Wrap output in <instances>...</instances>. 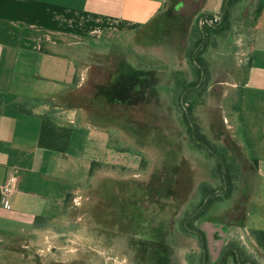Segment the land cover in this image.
<instances>
[{"label":"rangeland","instance_id":"rangeland-1","mask_svg":"<svg viewBox=\"0 0 264 264\" xmlns=\"http://www.w3.org/2000/svg\"><path fill=\"white\" fill-rule=\"evenodd\" d=\"M263 3L232 0L225 25L208 29L198 54L205 81L186 98L198 133L225 157L233 183L189 222L205 237L207 264H217L229 246L238 247L243 260L264 264L253 235L264 229V180L255 163L264 135L259 119L240 107ZM186 6L183 22L164 15L128 33L104 31L71 49L75 72L65 108L84 109L94 120L89 151L94 147L108 161L64 202L59 217L35 223L37 229L0 216V264L202 263L201 237L186 221L225 182L219 159L192 140L184 118L185 85L201 78L192 54L204 14L193 16L201 0ZM222 13L221 6L210 15L218 22ZM99 137H108V146ZM222 264H237L235 256L230 252Z\"/></svg>","mask_w":264,"mask_h":264},{"label":"crops","instance_id":"crops-1","mask_svg":"<svg viewBox=\"0 0 264 264\" xmlns=\"http://www.w3.org/2000/svg\"><path fill=\"white\" fill-rule=\"evenodd\" d=\"M188 2L0 0V216L33 223L37 229L36 217L49 222L62 214L66 196L90 179L92 161H108L94 147L89 151L94 120L84 109L65 108L75 72L71 49L104 31L128 33L164 15L183 22ZM222 3L201 0L193 16L211 18ZM250 52L240 107L259 119L264 135V7ZM99 142L108 146V137H99ZM255 159L258 177L264 180V151ZM12 173L17 186L14 207L9 208L2 186Z\"/></svg>","mask_w":264,"mask_h":264},{"label":"water","instance_id":"water-1","mask_svg":"<svg viewBox=\"0 0 264 264\" xmlns=\"http://www.w3.org/2000/svg\"><path fill=\"white\" fill-rule=\"evenodd\" d=\"M231 1L232 0H225L224 9H223V13H222L221 19L217 23H216V20H215L214 17H211L210 18L208 15H203L202 16V19H201V30H202V33H203V40L197 46V48L194 50V52L192 54V58H193L194 62L201 69L200 82L196 86H191V87H188L187 89H185V91L183 92V94L181 96V104H182V106H183V108L185 110V113H186V116L188 118V121L190 122V125L192 127V135H193V138L198 143H200L202 145H205L210 152H212L214 155L217 156V158L219 159V161L222 164V174H223V178H224V182H225L224 189L219 190V191H215V192L209 194L205 198V200L202 203V205L197 209V211L194 214H192L188 218V220L186 221V227H187V229L190 230V231H192V232L197 233L201 237L202 245H203V252H204L203 264H207V259H208V251H207V247H206V243H205V237H204L203 233L199 229L190 227L189 226V222L192 221L194 218H196L205 209V207L207 206L208 202L212 198H214L216 196H222V195H224V194L227 193V191L229 189V180H228V177H227V174H226V161H225L224 157L222 155H220L214 149V147L212 145H210L207 141H205V140H203V139H201L199 137L198 130H197V125H196V122L194 120V117H193L192 111L190 109V106L187 103L186 98H187V95H188L189 92H191L193 90L200 89L202 87L204 81H205L206 68L203 65V63L200 62V60L198 59V54H199V52L201 51V49L203 48V46L205 45V43H206V41L208 39V33H207L206 29H205V23H210V25H212L214 27H220L224 23V21H225V18H226V15L228 13L229 6H230ZM221 235H223V233ZM232 249L236 252V257H237V260H238L239 264H254L253 262L244 261L242 259V257H241L239 248L236 247V246L229 247L228 249H226L224 255L221 257V259H220V261H219L218 264H222V262H223V260L225 258V255L227 254V252H229Z\"/></svg>","mask_w":264,"mask_h":264},{"label":"trees","instance_id":"trees-1","mask_svg":"<svg viewBox=\"0 0 264 264\" xmlns=\"http://www.w3.org/2000/svg\"><path fill=\"white\" fill-rule=\"evenodd\" d=\"M224 4H225V0L223 1V4H222V12H223V9H224ZM260 7H259V9H258V16H259V14L262 12V10H263V7H264V3L263 4H261V5H259ZM204 15V14H203ZM202 15V16H203ZM201 16V17H202ZM211 17H213V15H211ZM227 18V17H226ZM226 18H225V21H226ZM225 21H224V23H225ZM217 23V22H216ZM222 24L220 27H223L225 24ZM209 28H212V29H215V27H213V26H208V25H206V31H207V33H208V29ZM202 31V30H201ZM203 34V33H202ZM203 40V35H202V37L196 42V44H195V49L197 48V46L201 43V41ZM193 59V58H192ZM199 59V58H198ZM198 70H199V72H201V69L198 67ZM194 84H196V83H191V84H187V85H185V88H184V91H185V89H187L188 87H191V86H193ZM189 106H190V109H191V111H192V108H191V104L189 103ZM184 118H185V121H186V123H187V125H188V128H189V134H190V136H191V138H192V140L198 145V146H200V147H203V148H206L207 149V147L205 146V145H202V144H200V143H198L194 138H193V135H192V127H191V125H190V122L188 121V118H187V116H186V113H184ZM198 129V128H197ZM198 135H199V137L201 138V139H203V140H205V138L200 134V133H198ZM206 141V140H205ZM208 150V149H207ZM209 151V150H208ZM210 152V151H209ZM210 154H213L212 152H210ZM225 158V157H224ZM257 160L255 159V162H256ZM102 162H98V161H92L91 162V167H90V177H91V175L93 174V172H94V169H95V167H97V166H99L100 164H101ZM218 165H219V169L222 171V164H221V162L219 161L218 162ZM227 167H228V164H227ZM227 177H228V179H229V182H230V186H231V184H233L232 183V181H231V179H232V176H231V172L229 171V168H228V170H227ZM214 191L213 190H211L210 192H208L207 194H206V196H208L209 194H211V193H213ZM229 193V191L227 192V194ZM73 195L72 194H68L67 196H66V199H65V202L66 201H68L69 199H71V197H72ZM220 196H216V197H214V198H212L211 200H210V202H209V204L215 199V198H219ZM208 204V205H209ZM202 205V203H200L198 206H197V208H196V210L200 207ZM195 210V211H196ZM195 211L193 212V213H195ZM205 212V210H203L200 214H199V216L200 215H202L203 213ZM192 213V214H193ZM191 216V214L188 216V218ZM198 216V217H199ZM197 217V218H198ZM41 220H44L42 217H36V219H35V223H39V221H41ZM187 230V229H186ZM253 235L255 236V238H256V241H257V243H258V245L260 246V248L264 251V229H255L254 231H253ZM231 254L232 255H234L235 256V260H236V263L237 264H239V262H238V260H237V257H236V253L234 252V251H231ZM244 261H246V260H244ZM201 264H203V261H202V263Z\"/></svg>","mask_w":264,"mask_h":264},{"label":"built area","instance_id":"built-area-1","mask_svg":"<svg viewBox=\"0 0 264 264\" xmlns=\"http://www.w3.org/2000/svg\"><path fill=\"white\" fill-rule=\"evenodd\" d=\"M16 186H17V177L12 173L11 175H9L5 184L2 186L3 193L7 197V201H8L7 205L9 208L14 207L13 196L15 193Z\"/></svg>","mask_w":264,"mask_h":264},{"label":"flooded vegetation","instance_id":"flooded-vegetation-1","mask_svg":"<svg viewBox=\"0 0 264 264\" xmlns=\"http://www.w3.org/2000/svg\"><path fill=\"white\" fill-rule=\"evenodd\" d=\"M217 232L219 233V231H217ZM217 232H215V234H217ZM194 233H195V232H194ZM213 233H214V232H213ZM217 235H218V236H220V237L222 236V235H221V233H219V234H217ZM212 237H213V235H212ZM222 246H223V245H222ZM222 246H221V247H222ZM229 247H230V246H229ZM229 247H226L225 249H223V252H222V255H221V257L224 255V253H225L226 249H228ZM231 247H233V246H231ZM231 251H234V250H233V249H232V250H230L229 252H227V254H226V255H228V254H229ZM234 252H235V251H234ZM203 253H204V252H203ZM235 253H236V252H235ZM226 255H225V256H226ZM221 257H220V259H221ZM219 261H220V260H219ZM218 263H219V262H218ZM218 263H217V264H218Z\"/></svg>","mask_w":264,"mask_h":264}]
</instances>
